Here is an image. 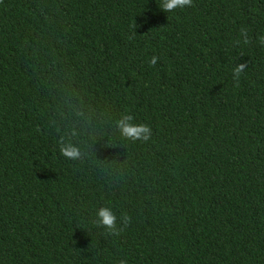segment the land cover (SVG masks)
I'll return each instance as SVG.
<instances>
[{
  "label": "trees",
  "instance_id": "1",
  "mask_svg": "<svg viewBox=\"0 0 264 264\" xmlns=\"http://www.w3.org/2000/svg\"><path fill=\"white\" fill-rule=\"evenodd\" d=\"M0 264H264V0H0Z\"/></svg>",
  "mask_w": 264,
  "mask_h": 264
}]
</instances>
